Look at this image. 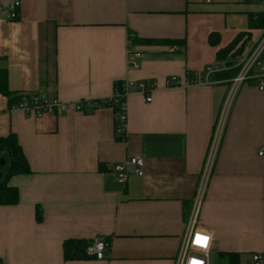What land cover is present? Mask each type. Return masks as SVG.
<instances>
[{
	"label": "crops",
	"instance_id": "crops-1",
	"mask_svg": "<svg viewBox=\"0 0 264 264\" xmlns=\"http://www.w3.org/2000/svg\"><path fill=\"white\" fill-rule=\"evenodd\" d=\"M258 13L264 0H21L16 20L1 12L0 86L16 95L73 106L112 97L119 80L154 82L151 101L137 87L128 95L124 140L111 106L27 116L0 92V137L18 136L32 170L10 178L19 203L0 205L3 264H174L229 87L215 74L213 84L186 81L226 65L217 51L249 31L243 52L228 58L240 64L264 31L250 28ZM129 48L142 54L138 68ZM262 148L264 93L250 80L231 104L199 214L217 252L247 260L264 250ZM134 156L144 174L132 168L120 183L114 165ZM95 237L110 242L104 261L64 258L65 240Z\"/></svg>",
	"mask_w": 264,
	"mask_h": 264
},
{
	"label": "built area",
	"instance_id": "built-area-1",
	"mask_svg": "<svg viewBox=\"0 0 264 264\" xmlns=\"http://www.w3.org/2000/svg\"><path fill=\"white\" fill-rule=\"evenodd\" d=\"M225 0H206L207 3L223 2ZM21 0H14L9 6H0V13L6 11L10 20H16L19 16V8ZM142 56L140 52L129 48L128 64L130 67L138 68V59ZM239 72L231 78L225 101L221 112L215 124L212 139L205 157L201 178L198 184L194 202L192 204L189 217L186 224V230L181 240L180 247L175 257L174 264H211V254L215 251L214 238L212 233L202 227L199 223V214L206 188L212 176L218 150L221 144L222 136L225 130L228 113L231 104L242 84L253 80L256 82L257 88L264 93V31L253 48L244 56L240 63ZM227 66L216 63L208 65L201 76L194 75L186 82L188 84H213L211 77L226 69ZM123 92L121 93L124 101L120 104V109L116 112L117 135L122 136L124 140L127 137V110L126 99L130 92L137 87L147 97V101L152 100L149 87L154 86L153 81H139L134 83L130 80H124ZM171 85H181V80L177 76L169 77ZM99 100H79L71 106L70 103L63 102L58 98H50L44 93L21 94L18 102L12 107L23 111L27 116H41L46 113L57 115L65 114L73 107L77 111L91 112L101 106ZM264 154V148L261 149L260 155ZM145 160L142 156H134L125 162L114 165V172L120 183H126L131 169L134 168L138 175L144 174ZM262 215L264 217V200L262 203ZM198 237H206V242L196 243ZM110 247L109 240L99 237L93 238L87 252L94 256L97 260L104 261L108 256ZM241 264H264V250L252 253L250 259L243 261Z\"/></svg>",
	"mask_w": 264,
	"mask_h": 264
},
{
	"label": "trees",
	"instance_id": "trees-1",
	"mask_svg": "<svg viewBox=\"0 0 264 264\" xmlns=\"http://www.w3.org/2000/svg\"><path fill=\"white\" fill-rule=\"evenodd\" d=\"M264 28V13H258L251 15L250 28ZM250 39V32H240L233 39L231 43L227 46L220 48L217 51V59L226 61L227 68L217 72L215 77L223 80H230L233 78L240 70V64L236 65L233 59H228L229 57L235 58L240 55L248 40ZM138 38H133L130 36V42L136 44ZM150 42H155L159 40L148 39ZM209 41L212 45L217 46L220 43V35L218 33H211L209 36ZM171 43L174 40L170 41ZM175 43V42H174ZM124 80H119L115 82V92L112 97L99 100L101 106H111L114 108L115 112L120 109V104L124 101L121 93L123 92ZM0 92L9 98V106L12 107L16 102H18L20 95L14 94L8 85H1ZM117 126V121H116ZM117 128V127H116ZM117 132V131H116ZM118 140H123L122 136L117 135ZM4 161V165L0 164V205H15L20 201V193L17 187L10 185V178L18 174H28L31 173V167L27 160V157L23 151V148L19 142L18 136L14 133L9 134L6 137H0V162ZM7 167L4 172L3 168ZM37 219H42V213L40 209H37ZM92 240L86 239H67L63 243V256L66 260H81L88 259L91 255H88L87 248L91 244ZM221 258L227 260L228 264H241L242 255L238 252H228L222 251L218 252ZM0 264L3 261L0 257Z\"/></svg>",
	"mask_w": 264,
	"mask_h": 264
},
{
	"label": "rangeland",
	"instance_id": "rangeland-1",
	"mask_svg": "<svg viewBox=\"0 0 264 264\" xmlns=\"http://www.w3.org/2000/svg\"><path fill=\"white\" fill-rule=\"evenodd\" d=\"M6 170H7V167L5 166L3 168V171L5 172ZM245 260L246 258L242 257V262ZM210 261H211V264H228L227 260L224 258H221L216 250L211 254Z\"/></svg>",
	"mask_w": 264,
	"mask_h": 264
},
{
	"label": "snow or ice",
	"instance_id": "snow-or-ice-1",
	"mask_svg": "<svg viewBox=\"0 0 264 264\" xmlns=\"http://www.w3.org/2000/svg\"><path fill=\"white\" fill-rule=\"evenodd\" d=\"M206 237H198L197 240H196V243L200 244V243H204L206 242Z\"/></svg>",
	"mask_w": 264,
	"mask_h": 264
},
{
	"label": "water",
	"instance_id": "water-1",
	"mask_svg": "<svg viewBox=\"0 0 264 264\" xmlns=\"http://www.w3.org/2000/svg\"><path fill=\"white\" fill-rule=\"evenodd\" d=\"M0 164H1V165H4V161H1Z\"/></svg>",
	"mask_w": 264,
	"mask_h": 264
}]
</instances>
